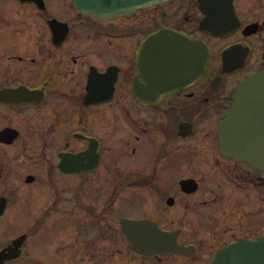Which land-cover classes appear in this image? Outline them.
I'll return each instance as SVG.
<instances>
[{
  "label": "flooded vegetation",
  "instance_id": "flooded-vegetation-1",
  "mask_svg": "<svg viewBox=\"0 0 264 264\" xmlns=\"http://www.w3.org/2000/svg\"><path fill=\"white\" fill-rule=\"evenodd\" d=\"M163 28L211 55L199 80L148 104L141 46ZM256 71L264 0L109 18L73 0H0V264H264V168L219 146L232 93ZM137 220L173 233L172 249L133 248L122 223Z\"/></svg>",
  "mask_w": 264,
  "mask_h": 264
},
{
  "label": "water",
  "instance_id": "water-1",
  "mask_svg": "<svg viewBox=\"0 0 264 264\" xmlns=\"http://www.w3.org/2000/svg\"><path fill=\"white\" fill-rule=\"evenodd\" d=\"M73 1L82 13L109 18L163 0H106L111 3L106 6H93L87 0ZM191 42L181 33L162 29L143 44L142 52L151 50L154 58L151 87L154 91L160 90L157 97L163 92L176 89L182 81L185 84L191 77L183 63L189 46L195 47L192 50H195L198 58L200 56V64L195 71L196 77L204 70L208 52L203 44ZM220 146L223 154L246 161L252 167L264 168V73L251 74L236 87L231 107L222 121ZM148 235V238L152 239L153 248H164L166 242H174L173 233L162 232L157 228L149 230ZM227 254L228 249H225L220 255ZM213 264L220 263L214 261Z\"/></svg>",
  "mask_w": 264,
  "mask_h": 264
},
{
  "label": "rangeland",
  "instance_id": "rangeland-1",
  "mask_svg": "<svg viewBox=\"0 0 264 264\" xmlns=\"http://www.w3.org/2000/svg\"><path fill=\"white\" fill-rule=\"evenodd\" d=\"M17 232H10L9 237L15 235Z\"/></svg>",
  "mask_w": 264,
  "mask_h": 264
}]
</instances>
